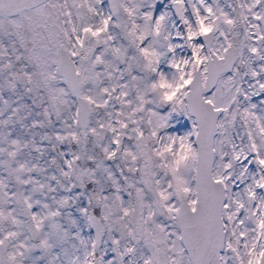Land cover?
<instances>
[{
  "label": "snow or ice",
  "instance_id": "6c2138e0",
  "mask_svg": "<svg viewBox=\"0 0 264 264\" xmlns=\"http://www.w3.org/2000/svg\"><path fill=\"white\" fill-rule=\"evenodd\" d=\"M0 264H264V0H0Z\"/></svg>",
  "mask_w": 264,
  "mask_h": 264
}]
</instances>
